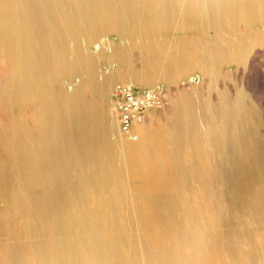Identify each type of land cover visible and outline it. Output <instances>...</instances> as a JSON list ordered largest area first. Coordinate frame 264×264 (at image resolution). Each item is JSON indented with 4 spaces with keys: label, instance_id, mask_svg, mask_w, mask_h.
Listing matches in <instances>:
<instances>
[{
    "label": "rangeland",
    "instance_id": "rangeland-1",
    "mask_svg": "<svg viewBox=\"0 0 264 264\" xmlns=\"http://www.w3.org/2000/svg\"><path fill=\"white\" fill-rule=\"evenodd\" d=\"M191 1L195 4V13L200 14L197 23L201 27L208 22L207 17L201 10V2ZM174 6L178 8L180 2L175 1ZM33 19L31 26L37 36L41 29L44 32L48 31L49 34H55L54 26L50 27L47 24L46 16L39 14ZM164 35L171 41H185L191 35L212 40L210 29H203L198 33L189 31L183 26V17L180 16L176 17L175 26ZM223 35L220 39L221 47L226 44L224 40L227 33ZM88 48L92 55H97V67L102 75L125 74L122 81L131 80L139 87L166 91L167 104L153 114L146 127L152 130L154 142L162 144L167 150L173 146L170 140L172 137L162 134V131L167 127L168 118L173 112V103H180L184 98L199 93V103L193 108L189 118L192 117L197 122L201 132L200 139L205 160L214 175L208 184L211 189L199 184L190 173L189 184L185 188L176 186L167 189L162 185L158 186L157 183L154 185L156 181L160 182L161 178L141 168H133V163L127 156L109 152L96 154L102 163L101 166L108 172V179L98 178L99 181L96 179L91 184L83 185L82 188L72 186L73 181L75 183L79 179L76 170L78 159L75 155L70 162V165L74 163V166L66 167V164L64 166V180L67 181L64 182L63 187L59 182L60 162L54 163L52 168L48 165L41 171L40 168L34 169L33 166L36 165L34 162L29 163V166L22 159L25 153L24 144L34 150L31 153L33 155L31 157L34 158L42 142L46 141L38 120L39 105H44L45 102V90L50 88L55 97L59 96L62 94L63 83L43 70L40 88H36L40 90L41 98L27 102L22 101L21 98L11 101L10 99H15L12 93L17 86L16 82L19 83L22 76L14 58L6 55L0 44V178L6 175L8 179L7 185L0 184V264H103V262L105 264H264V233L261 230L263 223L243 217V207L240 200L236 199L235 190L228 186L226 178L220 177L229 172L235 177L239 176V172L233 170L231 166V155L228 153L227 157L225 156L226 151L223 149L226 148L227 141L223 131V121L214 110L219 103V91L226 85L229 76L239 72L238 66L221 64L218 67L220 74L215 76L214 70L195 59L193 48L189 47L186 53L189 61L174 82L159 81L152 76L151 85L146 86L132 79L133 75L126 76V74L128 70L131 73L140 71L154 60V55L150 57L141 54L136 48L127 49L123 54L119 36L114 31L107 32L97 43L89 44ZM253 49L252 56L261 70L260 77L257 78V72L254 74V79L256 82L260 81L259 97L264 102V46H255ZM161 57L162 60L165 53ZM118 82L119 79L113 81L111 93L105 92L106 95L84 89L82 91V97L86 102L94 101L92 110L84 115L87 126L93 131L99 127V133L101 131L100 134L105 136L107 133L104 129L112 120L116 121L119 131L113 95H111ZM198 87L201 90H197ZM33 113L36 115L33 116ZM71 124H76V120L73 119ZM169 124L174 128L172 121ZM67 126L70 130L69 124ZM106 137L111 140L110 142L116 140L114 136ZM117 137L120 141L130 144H138L142 141L141 137L138 142H131L124 136L122 138L120 133ZM223 158L225 160L219 163ZM27 168L30 171L28 175L25 173ZM17 180L20 182L18 183ZM56 182L58 184H55ZM143 191L146 193L145 196ZM166 191L174 196L178 195L177 197H187L188 205L180 207L179 212L165 207L159 211L156 206ZM9 192L11 194H8ZM202 196L207 200L204 201ZM94 204L99 206V212L97 211L94 216L98 225L89 233L79 227L77 222L82 221L80 216H83L90 205ZM160 215L170 217L161 220ZM144 221L146 224L149 222L148 226ZM194 235L197 236L193 243ZM91 243H96L98 246L93 247Z\"/></svg>",
    "mask_w": 264,
    "mask_h": 264
},
{
    "label": "bare ground",
    "instance_id": "bare-ground-1",
    "mask_svg": "<svg viewBox=\"0 0 264 264\" xmlns=\"http://www.w3.org/2000/svg\"><path fill=\"white\" fill-rule=\"evenodd\" d=\"M175 1L177 0H0V44L5 54L14 58L22 76V79H19L21 81L16 82L19 87L15 86L12 93L15 99L10 100L21 98L27 102L41 98V92L36 88H40L43 70L63 83L62 94L56 97L50 88L44 89L45 102L44 105H39L38 120L46 141L42 142L34 158L31 157L34 150L24 144L25 153H22V159L28 164L36 163L33 167L40 168V171L48 165L52 168L54 163L60 162L59 182L62 187L67 181L64 180V166L70 165L73 155L78 159V163L74 161L77 163L79 179L76 178L77 181L75 183L73 181L72 186L82 188L83 185L91 184L98 178L108 179L107 170L101 166L98 156L96 157L97 153L106 152L125 155L132 161L133 168H141L161 178V181H156L154 185L157 183L158 186L162 185L167 189L176 186L185 188L189 184L190 173L199 184L208 186L214 175L205 160L198 124L192 117L189 118L193 108L199 103V93L184 98L180 103H173V112L168 118L167 127L162 131V134L172 137L170 140L173 146L169 150L162 144L154 142L153 132L146 127L147 125L142 128V134L140 133L142 141L130 144L118 139L119 133L122 138L123 135L119 124V131L117 130L115 120L104 129L106 136L116 137L113 142L100 134L101 131L99 133V127L95 131L91 130L84 120V115L92 110L94 101L92 103L85 101L82 97L83 89L106 95L105 92L111 93L112 83L116 79L126 82L121 80L125 74L105 76L98 71L97 55L89 52V44L97 43L107 32L114 31L119 36L123 54L127 49L136 48L141 54L150 57L154 55V60L140 71L131 73L128 70L126 74L133 75L132 79L146 86L151 85L152 76L159 81L174 82L189 61L186 53L191 47L195 59L214 70L215 76L218 75V67L221 64H234L239 68L236 75H231L232 77L227 75L228 82L226 81V85L219 91V103L214 108L216 115L223 121L227 141L226 148L223 149L226 151L224 155L226 157L228 153L231 155V166L233 170L239 172V176L235 177L229 172L220 177L226 178L228 186L235 190L236 199L240 200L243 207V217L263 223L261 230L264 233V102L259 97L260 81L257 79L256 82L254 79L257 72V78L260 77L261 70L252 56L255 46H264V0H198L208 20L204 27H199L197 23L200 14L195 13V4L191 0H178L180 2L178 8L174 6ZM39 14L46 16L50 27L54 26L55 34H49L48 31L44 32L41 29L37 36L31 22ZM177 16L183 17V26L189 31L198 33L203 29H210L212 40H204V37L198 35H191L185 41L169 40L164 34L175 26ZM224 33H227L224 40L226 44L221 47L220 39ZM163 53L165 57L161 60ZM198 89L201 90L200 87ZM34 115L36 114L33 113ZM73 119L76 120L74 125L71 124ZM170 121L175 125L174 128L169 124ZM67 124L70 130L67 129ZM23 136L25 137L24 133ZM223 160L225 159L219 163ZM25 173L30 174L28 168ZM118 174L120 176V173ZM4 178H0V184L7 185L6 175ZM167 192L169 191H166L156 206L159 211L165 207L179 212L180 207L186 206L187 197L174 196L173 190L172 193ZM143 194L145 196L146 193L143 191ZM98 210L97 204L90 205L85 214L80 216L82 221L77 222L78 226L89 233L94 230L98 225L94 217ZM165 217L170 216L160 215L161 220ZM196 236L192 238L193 243ZM90 245L98 246L96 243Z\"/></svg>",
    "mask_w": 264,
    "mask_h": 264
},
{
    "label": "built area",
    "instance_id": "built-area-1",
    "mask_svg": "<svg viewBox=\"0 0 264 264\" xmlns=\"http://www.w3.org/2000/svg\"><path fill=\"white\" fill-rule=\"evenodd\" d=\"M113 100L119 129L131 142L140 140L142 128L151 121L153 114L168 102L166 91L139 87L131 81L115 84Z\"/></svg>",
    "mask_w": 264,
    "mask_h": 264
}]
</instances>
